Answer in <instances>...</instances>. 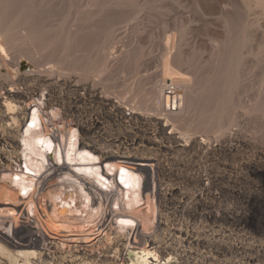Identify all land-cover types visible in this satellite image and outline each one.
<instances>
[{
  "label": "rangeland",
  "instance_id": "rangeland-1",
  "mask_svg": "<svg viewBox=\"0 0 264 264\" xmlns=\"http://www.w3.org/2000/svg\"><path fill=\"white\" fill-rule=\"evenodd\" d=\"M0 45V161L21 155L22 99L43 96L94 146L156 164L157 264H264V0H0ZM174 77L178 115L145 101Z\"/></svg>",
  "mask_w": 264,
  "mask_h": 264
},
{
  "label": "bare ground",
  "instance_id": "bare-ground-1",
  "mask_svg": "<svg viewBox=\"0 0 264 264\" xmlns=\"http://www.w3.org/2000/svg\"><path fill=\"white\" fill-rule=\"evenodd\" d=\"M19 62L23 68L24 58ZM184 79L174 77L177 84H159L145 101L161 106L165 114L187 110L192 102L186 96L188 91L184 96L178 91L179 86L185 89ZM171 84L176 88L175 99H179L176 108H182L176 113L167 109ZM13 92L4 96L8 110L18 107L9 99ZM22 105L23 121L17 134L24 168L18 163H0V181L7 182L0 185V196L7 199L0 201V211L6 213L0 214V253L14 264H20L19 258L23 264H157L164 258L150 228H160L154 214L159 194L156 164L131 155L132 147L119 153L82 142L77 145L76 131L72 130L75 125L63 130L62 146H57L41 131V97L25 96ZM44 107L49 111L46 113L58 114L51 105ZM10 118L18 122L16 115ZM46 160L54 166L43 172ZM38 196L52 226L37 214Z\"/></svg>",
  "mask_w": 264,
  "mask_h": 264
},
{
  "label": "built area",
  "instance_id": "built-area-1",
  "mask_svg": "<svg viewBox=\"0 0 264 264\" xmlns=\"http://www.w3.org/2000/svg\"><path fill=\"white\" fill-rule=\"evenodd\" d=\"M27 71H31L29 67H27ZM169 87L170 88H168L167 91H168V94L171 95V98L169 99L167 109L170 111H175L177 109L176 105L178 104L177 101L179 99L178 98L175 99V96H176L175 86L171 84V85H169ZM10 90L13 91V89H10ZM40 97L42 99V102H44V105H41V108H40L41 113H42L41 118H40V126H41L42 133L45 134V136L47 138H50L52 141H54L57 146L59 144L62 146V140L60 138L61 133L63 132V130H65V129L67 130L70 127V125H75V126H72V130L76 131L77 145L80 142H82V143L90 144L93 147L99 148L97 146H94V144H92V142L91 143L89 142L90 141L89 136L86 134L87 131L89 130V127L87 125L85 127L83 124H81L77 120H74L70 117L69 118L63 117V114H62L63 106L62 107L52 106L54 108V110L58 111V114L53 115L52 113H46L49 111H46L44 106L49 104V102L48 101L45 102L46 100L43 96H40ZM98 105H99V102L97 101L96 106L98 107ZM125 110L126 111H124L123 113H124L126 119L131 120L132 119V110L127 109V108H125ZM93 119H94V123L98 122L97 115H95ZM82 130H84V131L82 132ZM5 162L10 164L8 160L0 161V163H5ZM14 162L15 163L13 165H16V163H18V164H20V166L22 168H24V161H23L22 157H18L17 161H14ZM50 162L51 161H49V160L45 161V164H44L45 168H44L43 172L45 170L49 169V167L54 166V164H51ZM62 163L63 162H59V165H62ZM64 163H66V162H64ZM56 165H58V164H56ZM34 183H36V181ZM141 185H142V181L140 183V186ZM34 186H35V184H34Z\"/></svg>",
  "mask_w": 264,
  "mask_h": 264
}]
</instances>
